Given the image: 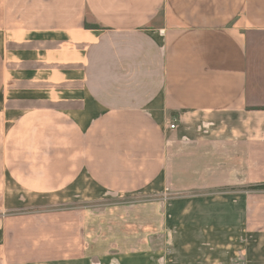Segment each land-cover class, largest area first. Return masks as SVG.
Instances as JSON below:
<instances>
[{"label": "crops", "instance_id": "0c3cea01", "mask_svg": "<svg viewBox=\"0 0 264 264\" xmlns=\"http://www.w3.org/2000/svg\"><path fill=\"white\" fill-rule=\"evenodd\" d=\"M77 183L205 195L141 264H264V0H0V264H109L19 212Z\"/></svg>", "mask_w": 264, "mask_h": 264}, {"label": "rangeland", "instance_id": "374dc122", "mask_svg": "<svg viewBox=\"0 0 264 264\" xmlns=\"http://www.w3.org/2000/svg\"><path fill=\"white\" fill-rule=\"evenodd\" d=\"M96 192L85 183H77L61 195L64 201L53 199L46 204L43 200L19 212H46L45 218L36 224H44L51 235L57 224L60 229L65 225L67 243L82 244L83 256L109 264H141L163 259L168 254L164 245L169 236L161 238L160 231L166 234L169 226L177 224L183 228L201 222L200 216L192 215L201 211L197 199L205 195L200 193L164 197L153 191L132 196ZM169 213L176 217L172 224L165 219ZM53 214L59 217H51Z\"/></svg>", "mask_w": 264, "mask_h": 264}, {"label": "built area", "instance_id": "2783aa9c", "mask_svg": "<svg viewBox=\"0 0 264 264\" xmlns=\"http://www.w3.org/2000/svg\"><path fill=\"white\" fill-rule=\"evenodd\" d=\"M177 122H178L177 118H173V119L171 120V124H170L169 128H170L171 130L175 129Z\"/></svg>", "mask_w": 264, "mask_h": 264}, {"label": "trees", "instance_id": "16d2710c", "mask_svg": "<svg viewBox=\"0 0 264 264\" xmlns=\"http://www.w3.org/2000/svg\"><path fill=\"white\" fill-rule=\"evenodd\" d=\"M253 188L257 189V190H264V185L256 186V187H253Z\"/></svg>", "mask_w": 264, "mask_h": 264}]
</instances>
